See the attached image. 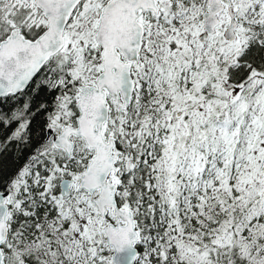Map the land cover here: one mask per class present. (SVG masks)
<instances>
[{
    "label": "snow or ice",
    "instance_id": "6c2138e0",
    "mask_svg": "<svg viewBox=\"0 0 264 264\" xmlns=\"http://www.w3.org/2000/svg\"><path fill=\"white\" fill-rule=\"evenodd\" d=\"M0 264H264V0H0Z\"/></svg>",
    "mask_w": 264,
    "mask_h": 264
}]
</instances>
